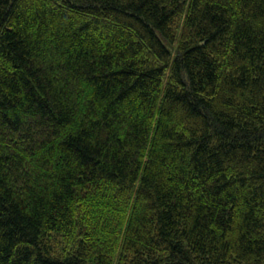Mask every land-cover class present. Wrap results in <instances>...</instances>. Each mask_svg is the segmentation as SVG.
<instances>
[{"label":"trees","instance_id":"obj_1","mask_svg":"<svg viewBox=\"0 0 264 264\" xmlns=\"http://www.w3.org/2000/svg\"><path fill=\"white\" fill-rule=\"evenodd\" d=\"M0 264H264V0H0Z\"/></svg>","mask_w":264,"mask_h":264}]
</instances>
